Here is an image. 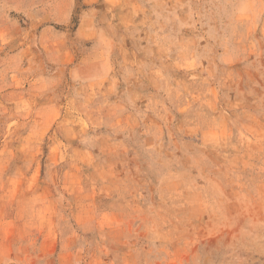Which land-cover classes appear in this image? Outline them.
<instances>
[{
  "label": "rangeland",
  "instance_id": "1",
  "mask_svg": "<svg viewBox=\"0 0 264 264\" xmlns=\"http://www.w3.org/2000/svg\"><path fill=\"white\" fill-rule=\"evenodd\" d=\"M0 264H264V0H0Z\"/></svg>",
  "mask_w": 264,
  "mask_h": 264
}]
</instances>
